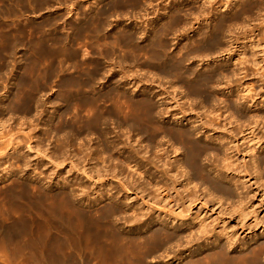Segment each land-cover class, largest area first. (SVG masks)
<instances>
[{
	"label": "rangeland",
	"instance_id": "374dc122",
	"mask_svg": "<svg viewBox=\"0 0 264 264\" xmlns=\"http://www.w3.org/2000/svg\"><path fill=\"white\" fill-rule=\"evenodd\" d=\"M263 8L264 0H208V2L207 0H0V231L4 234L3 238L2 234L0 235V239H4L0 240V264H75L71 259L73 260L72 257L75 258V253L79 252L77 248L80 239L83 242L81 252L86 255L93 253L88 264H105L101 249L106 251L109 243L104 245L103 240H100L99 245L96 246L86 241L88 239L94 241L96 237L104 238L110 222L116 226L117 233L130 234L126 232L128 228L126 229L122 224L124 222L122 218L129 214L122 213L120 218L116 216L119 220L108 221L106 213L108 207L115 203L110 195H107L109 189L115 187L122 193L124 189L121 186L124 183V185L131 183L125 178L123 183L122 181L120 183L119 177L112 178L111 172H107L112 164L107 155L112 157V165L117 167L116 172H119L118 170L123 168L119 167L116 158L121 156L120 160L122 154L127 155L131 145L141 141L142 144L147 145L146 151L151 152L147 135H139L140 133L134 128L137 121L135 117L143 112L145 106L153 104L154 114H157L154 118L158 122H168L175 128L183 126L182 119H179L181 114L177 113L178 107L174 108L173 105L176 106L174 102L179 101L177 104L180 107L187 106L185 98L187 75L185 74L191 62L194 77H208L209 73L206 71L207 74L205 70L210 67L215 66L217 71L218 67L222 64L225 66L228 62L230 67H234L235 64L232 63L236 62L230 64L228 58L231 53L226 52V49L233 47L232 50L244 53L240 56L245 61L242 60L244 65L239 66H245L248 74L252 75L248 84H251L255 92L259 91V87L264 90V80L258 82L257 78L255 80L253 78V75L256 77L264 75ZM172 13H175V16ZM200 14L208 18H203L204 15L200 17ZM173 16L181 19L174 20ZM216 22L221 25L218 27L219 30L223 29L222 34L218 30H210L213 27L216 29ZM216 31L219 34L221 50H217L218 52L214 50L215 54L210 52L212 55L204 51L202 55L207 54V57L203 56L205 58L200 54L203 50L199 53L197 50L196 54L194 53V60L189 63L184 60L183 54L187 53L190 47L198 48L199 37L208 34L210 38H214L217 35ZM208 40L212 39L208 38ZM208 40L206 39L207 42ZM186 46H189L187 51ZM197 53L200 54L198 56L200 60ZM182 57L185 62L181 60ZM179 60L183 63L181 64ZM251 60H255L257 65H252ZM171 65L174 70L177 69V72H172ZM206 67L209 68L205 69ZM199 73L201 75H198ZM215 73L213 71L212 75L215 76L218 71ZM213 84L212 86H215L216 83ZM167 94H170L171 98ZM172 96L177 98H173L174 102ZM262 99L264 100V96ZM169 106L174 108L171 109L172 114H177L174 120L171 117L169 120V115L164 114V109ZM174 110L176 112H173ZM127 123H131V126L126 127ZM131 127L134 129L131 130ZM121 128H130L131 132L129 133L128 130L125 132ZM99 129H104V132H99ZM121 134L124 138L120 137ZM126 137H131L132 140L136 138V141L133 143L130 139V143L126 144L124 140ZM119 140L121 142L124 140L126 143L123 141V144L125 143L123 145ZM115 145L117 150L113 153L111 149ZM121 149H125L126 153ZM177 158L178 156L175 157ZM179 158L181 159V156ZM99 168L107 171L103 172L102 169L99 171ZM123 171L124 175H129L130 181L138 178L134 171L133 173L125 169ZM131 174H134L135 178ZM181 178L180 181L183 180ZM67 187L74 192L72 202L75 204L72 210L79 208L86 210V213L81 210L84 214L90 212L87 215L89 217H86L90 222L88 219L85 220H88V225H91L93 230L94 228L97 230L96 225L100 227L97 232L105 233L104 237L102 234L98 237L97 232L95 234L92 229L89 230L91 227L87 224L89 228L86 230L84 226L87 222L84 223L82 222L84 220L81 221L75 216L78 212L81 213L79 210L74 211L75 217L72 215L74 212L66 216L63 211L61 215L60 210L65 209L61 208L64 207L62 203L61 206L45 203L42 207L45 213L41 216L38 213L39 204H30L31 196H36L37 188L48 193L62 192ZM128 187H126L129 192L127 195L133 200L131 203L135 201L140 203L138 196H134L137 193L131 190L134 185L131 183V187ZM80 188H83L89 197L83 198V194L80 196ZM93 191L98 192V195H93ZM130 204L125 206V209L131 208ZM202 206L197 202L190 209V213L187 212L192 214L191 218L193 216L194 219L196 218L194 222L190 217L188 220V224L192 223L191 226L196 232L204 218ZM224 207L225 204L220 209ZM225 210L226 208L222 211L224 213L221 212L222 218L219 215V219L226 220V224L233 226L235 222L225 214ZM91 213L95 217L102 216L101 218L105 219L102 224L104 223L105 226L101 224V219L96 220L97 217L95 220L98 221L97 223L100 221V225L94 220H92L94 223L91 222V219L95 218ZM146 213L148 214L144 219H148L147 223H149L151 212L145 211L144 214ZM187 213L182 214L184 217L176 215V218L184 221L188 219ZM213 213L211 214L215 217ZM44 214L49 218L46 215L44 218ZM77 220L83 223H80L81 228ZM165 222L161 225L154 222L155 224L148 228L142 227L133 233L140 246L136 247L138 249L136 251H134L135 247L130 246L125 250L129 251L126 254L129 253L127 255L133 261L132 264H182L194 256L199 257L201 252L213 244L210 240L205 247L201 239L195 238L196 236L194 237L196 241L191 235L190 238L186 237L188 228L185 227L175 230V233H179L183 238L186 237L177 244L164 240L161 243L153 239L150 240L155 243L149 242V239L144 241L153 228L157 227L156 225L171 232L181 223L171 226L169 221ZM55 225L59 227L56 229ZM114 226L111 225L115 228ZM84 229L87 235H83ZM130 230L132 232V228ZM262 231L264 232V224L255 230L257 238L245 239L243 250L244 248L251 250L261 244L260 242L264 241V237L259 236ZM89 232L94 235H90ZM78 234L79 238L76 239ZM242 236L245 237L246 233ZM105 239L104 241H107L108 236ZM186 244L193 247L190 250L195 251L194 255L183 247ZM198 244L201 246L200 249H197ZM91 245L98 247L97 249L92 247L97 252L91 251ZM99 246L100 250H98ZM158 248L161 250L159 251ZM176 248L182 249L183 252L177 251ZM164 249H167V254L174 256L175 259L166 258V260L163 255ZM236 251L240 252L239 249ZM86 255L83 256L87 257ZM123 263L126 264L124 261Z\"/></svg>",
	"mask_w": 264,
	"mask_h": 264
},
{
	"label": "bare ground",
	"instance_id": "6f19581e",
	"mask_svg": "<svg viewBox=\"0 0 264 264\" xmlns=\"http://www.w3.org/2000/svg\"><path fill=\"white\" fill-rule=\"evenodd\" d=\"M177 13L178 12H176V15ZM192 13H194V11ZM201 15H204V14H200V17H203ZM178 16L176 18L174 17L175 18L174 20H177L180 17ZM196 17H199V16L196 15ZM206 17L207 16L204 15L203 18H206ZM180 21L181 20H179V22ZM218 26L221 27V25L217 23V27L215 26L216 29H213L214 28L213 27L210 30H218V32L222 34L223 31L221 33V30L223 29L219 30L220 27ZM207 33L209 34L210 32L207 31ZM216 33H213V35H215ZM208 34L207 35L204 34L205 38H203L204 36L202 35L203 40H201L202 38L199 37L200 41H199L198 48L190 47L187 53L184 52L185 54H183V56H185L184 57L185 61H188L189 63V61L194 60V56L197 50H198V53L199 51L203 50V52L200 53L202 57L203 56L207 57L206 56L207 54L202 55V53H205L204 51H206V53L209 52L208 55H210L211 54L210 52L215 54L214 50L216 51L221 50L220 49L221 43L220 41H218L219 34L217 33V35L214 36V38H210L209 37L210 34L209 35ZM207 36L209 39H212V40H208ZM206 39L208 40V42L206 41ZM188 47L187 46L185 47L186 51ZM232 48L226 49V52H228V54L231 53L232 55V56L230 55L228 58V61H230V64L232 62H236V63H232V65L235 64L233 65L234 67H230V65L228 64L229 62L227 64L225 63L226 64V65L224 64L225 66H223V64L221 63L222 64L221 67H218L220 66V64L217 66L219 68L217 70L218 73L217 71H215V68H214L215 66L212 67L214 70H212L211 67L210 68L206 67L205 69L209 68L205 70V72L207 71L209 73L208 77H194L192 62H191V65L187 67V70H188L187 74H185L186 72L184 73L185 76L187 75V78L185 77L186 78L185 80L186 81V84H185L186 85L185 87L186 97L184 96L187 100V103H186L187 106L180 107L177 104L179 101L174 102L173 98H176V97H173L174 95L172 96V102L176 103L175 104L176 106L173 105V107L174 108L178 107L177 113L181 114L180 115L181 117H179V119L180 120L182 119V122L184 123L183 126L175 128L173 124H170L165 121L158 122L157 120H155L154 115L156 113L154 114L155 109L152 106L153 104L151 105L152 107L149 105L145 106V108L143 109V112L140 115L138 114L139 116L137 118L135 117V119H137L136 126L135 127L132 126V127L138 130V131L136 130V132H139L140 133L139 135L141 134H143L142 136H144V134L147 135L148 143L150 144L152 150L151 152L150 151L147 152L146 151L147 145L143 143L145 145L143 146L142 142L138 141L133 146L130 144L131 150L127 151V155L122 154L121 152L123 151L125 152V149L124 150L121 149L123 151L120 150L121 152L120 151L119 152L122 154V159L119 160L121 156L119 158L117 157L118 159L116 158V160H118L119 162L115 161V163L116 162L119 163V167L123 168V170L124 169L128 170L129 173L134 171L136 173V174L134 173L136 175V178L138 177L136 179L137 181L133 179L131 176L130 177L135 181L133 182L132 179H131L132 181H130L129 175L128 176L124 175L123 174L124 171L122 169L121 170L119 169L118 170L119 172H116L117 167L115 168V166L112 165L113 164V160L111 159L112 157L107 155L108 159L110 160L112 164H111V167L109 166L108 171L101 168L103 172L104 171L111 172L110 174H112V178L113 176L115 178L116 177L121 178L122 180L120 179V183L121 181L123 183L124 178L127 182L128 181L131 182L134 185V187H132L131 190L133 189V191L137 193V195H134V194L133 195L135 197L138 196V201H140V203L136 201L135 203L133 202V204L131 203V201L133 200H132V197L127 195L128 189L126 188L128 186L131 187V183H128L129 185L128 184L124 185L125 184L124 183L121 186V188L124 189L122 193L119 192L115 187L109 189L108 193L106 192L107 195H110L112 201L115 202L114 204H111L107 209L106 217L108 218V221H114L117 219V217L120 218V216H122V213L129 214L128 216L125 215L124 218L122 217L121 218L122 220H124L122 224L125 225L126 229L127 228L129 229V230L127 229L126 232L130 234L117 233L116 226L112 224L113 222L112 223L110 222L111 224L109 223L110 225L108 224V227H107L109 228L107 232L108 234L106 233V236H108V240L104 241L107 239V238L105 239L106 236L104 235L105 234L104 231H103L104 234H102L100 232H97L98 229L100 228V227L98 228L97 225H96L97 230H95L94 228L95 231L93 230L91 225H88V222H90V220L86 217H89L87 215H89L90 212L87 214H84L86 213V210L84 211L81 209L82 211H84L83 213L78 208V210L82 214L81 213L78 214L79 213L78 212L77 215H75L76 213L74 211H78V210L77 208H75V210H72L74 208L73 204H75L74 202H72L74 192L73 190H68V187L65 188L66 190L62 192L59 191V192H48V193L37 188L36 194L34 193L36 196L35 197L31 196V201L33 203L30 201V204L31 205L39 204L40 211L38 210L37 211L42 216L43 213H45L44 211H42V207L45 205V203H51V204L60 205V206L62 203L64 207L62 206L61 208L63 209L65 208L67 210L65 209L62 210L60 208L62 210V211L60 210V213L61 212L63 213L64 211L63 214L66 213L67 214L66 216H70V214L74 212L72 215L73 216L75 215L78 218H80L79 220L81 219L84 220V221L81 220L82 222L85 223L89 220L87 223H85V226H84L86 227V230L87 228H89L88 226H90L91 228L89 230L92 229L93 233L95 232V234L97 232L98 237H100L101 234L103 237L104 236L105 237L104 238L100 237V239H98L97 237L96 238L92 237V238H95L94 241H92L91 239L87 240L85 238V240H87L86 242L89 241L88 244H94L96 246L99 245L100 240L101 241L103 240L102 242L104 243V245L109 243V245L107 246L109 248L106 247L107 250L109 249L108 251L107 250L103 251L100 246H99L100 248L98 249V250L101 249V251L104 253L103 254L101 252L104 255V257L103 255L101 256L102 258H104L103 261L105 264L107 263L108 264H119V263L122 264L123 261L126 262V264L129 262H131L132 264L133 261H131V258L128 257L129 253H127L128 255L126 254L128 250L127 251L125 250L129 249L128 246H130V247H135L134 251H136L138 250L136 249V247L138 248L140 246V245L138 246L137 239L134 237L133 233L137 232L142 227L148 228L150 225L155 224L154 222H157L158 224L161 225L165 221H169V223H171V226H173V224L177 225V223H180V222L181 223L180 225H177L179 227L177 226L174 227L173 231L171 232H168L164 230L163 228H159L160 225L159 226L156 225L157 227L153 228V230L149 233V237L147 236V239L145 237L144 241L146 242V240L148 239L149 240L153 239L155 242L157 241L158 243H161L164 240L168 243L171 242V243L177 244L179 240L184 239L187 236L189 237L191 235L193 239L195 238L201 239L205 247L208 246V241L211 240L212 241L211 243H213L211 247H207L208 248L207 250L201 252L199 257L192 256L193 258H191L189 261L183 262L182 264H264V241L260 242L261 244L254 247L251 250H248V248L247 250L246 248H244L245 250H243V246H245V243L243 242L245 241V239H247L248 237L255 238L257 234L255 233V230L258 229V227H260L262 224H264V100L262 99L264 96V90L262 87H259L258 89L259 91L255 92L251 84H248V82L250 83V79L252 75L248 74L245 66H243L244 68L239 66V65H244L242 64L244 61L243 58L242 57H241L242 59L240 58L242 53L235 51L233 49L235 52H233L232 54V51H233ZM224 51L225 49L223 50V52ZM217 52H216V55H217ZM198 53H197V57L200 55ZM243 55L244 53L242 54V56ZM236 57H238V59ZM181 60H183V57L181 58ZM198 60H200L199 57H198ZM251 61H252V65H257L255 60H251ZM174 69L173 67L171 68V70H173L172 72L177 70V69L176 70ZM213 71L214 73L215 72L217 73V74L215 73L216 74L215 76L212 75ZM197 73L195 74L197 75ZM207 74L205 76H207ZM198 75H201V73H199ZM219 76L220 78L218 79ZM253 78L254 80L255 78H257L256 80H258V82H261L262 80H264L263 79L264 75H259V77H256L255 75H253ZM213 83L214 84L216 83L215 86H212ZM224 91L226 93H224ZM170 94L169 95L167 94V95L170 97L171 96ZM197 100L198 102L196 103ZM170 106L167 107L168 109L166 108L167 110L164 109L165 110L164 114L169 115L168 117L169 120H171L170 117L172 118V120H174L177 114L176 115L172 114L171 111L174 108L172 109L170 108ZM173 112H176V111L174 110ZM159 113L160 112H158V114ZM125 115H127V113H125ZM126 117L130 118V116H126ZM129 118L128 120H130ZM125 125L126 127H130L131 123L130 124L127 123ZM125 125H123V127ZM127 125H130V126H127ZM132 127H131V130L134 129ZM129 129H122V130H125L126 132L127 130L129 131ZM92 131H94V129H92ZM99 132L101 133L104 132V129H99ZM130 132L131 131H129V133ZM122 135L123 134H121L120 137H123ZM124 135H127V134H124ZM130 139L131 137H126L124 140L127 143L124 140L123 141L126 144H129ZM123 141L122 142L120 141L121 144H123ZM134 141H136V138L135 140L134 139L132 140L133 143ZM81 145H80V148H81ZM80 148L78 149L80 150ZM115 148H116V145L112 147L111 149L112 152L113 151L115 152V150H117ZM80 151L78 152L80 153ZM123 155H125L126 157H123ZM176 156H178L177 159H175ZM179 156H181V159L179 158ZM25 164H27V162H25ZM101 169L99 168L98 170L100 171ZM150 170H151V173H149ZM124 173L126 174V172ZM96 174H98V172ZM134 174H131V175L134 176L135 178ZM181 177L183 178V180L180 181ZM102 188L104 187L102 186ZM112 190L114 191L111 192ZM94 191L92 192L93 195L95 194L98 195L97 194L98 192L96 193ZM79 193H80V196L81 194H83L82 195L83 198L87 196L86 195L87 192H85V190L83 191V188H80ZM34 194H30V195H34ZM197 202L203 205L202 208L204 209L203 210L204 218L201 220L200 224L198 225L199 230L196 228L198 230L196 232L194 227L191 226L192 223L188 224L189 217L193 222L196 218L195 219L193 218L195 216L191 218L192 214L190 215L187 212L191 211L190 209ZM129 204L131 208L125 209V206H128ZM223 204L226 205V207H224V209L226 208L225 214L228 215L230 218H232L233 222H235L233 226L226 224L225 223L226 220L223 221L221 219L222 220L221 221L219 219V215L221 216V214L224 213L222 212L224 209H220L221 206H223ZM215 207L217 208L213 209ZM68 210L71 213L68 212ZM145 211L146 212L149 211V213L151 212L150 214L151 217L149 216L151 218V221L149 223H147L148 219L147 220L144 219V217H146L148 214V213L144 214ZM97 213L96 214L99 215V212ZM186 213L188 214V219L181 221L176 218V215L181 216L182 214H186ZM211 213H213L214 216L215 215L216 216L213 217ZM47 214H44V218L47 216ZM91 214L90 216H92L95 213H93L92 215ZM93 217H95V215H93ZM96 217L94 219H91V222L94 223V221L96 222V220L101 219V224H102V221L105 220L104 218H103L104 220L101 218L102 216H99L100 218L97 217V219ZM182 217L184 216L182 215ZM85 219H88V220L86 221ZM74 220H76V218H74ZM81 221L79 222L77 220L79 224L82 223ZM165 223L167 224V222ZM86 224L88 226H86ZM102 225L105 226L104 223ZM102 225H101V228L103 230ZM111 225L114 226L115 228L111 227ZM81 226L82 225L80 224V228ZM55 227L57 229V227L59 226L55 225ZM181 227L188 228L187 229L188 234L186 233L187 235L185 234L186 237L184 238L183 236H180L179 233H175V230ZM130 228H132V232ZM86 230L84 229L83 235L87 233ZM91 232H89L90 235L91 234L94 235ZM244 233H246L245 237L242 236ZM1 234L3 238L4 234L1 233L0 231V235ZM88 236L86 237L89 238ZM259 236L264 237V232L262 231L261 235ZM80 237H81V234H80ZM77 238H79V234L76 235V239ZM10 241H13V240H10ZM149 242L153 243L152 240H150ZM190 242L192 243V240ZM13 243H15V241ZM82 243H83L82 239H80L78 241L79 247L77 248L79 252L75 253L76 254L75 258L72 257V255H70L73 258V260L71 259V261L74 262L75 264H88L90 262L91 254L93 255L91 251L94 250L93 248H96V249L98 248V247H94V245H91V249H92L90 251L91 254L88 253L86 255V253L81 252ZM187 245L188 244L184 246L182 245L185 249H187L186 251L190 250L192 247L188 245L189 246V249H188ZM182 246L181 248H183ZM200 247H201L200 244H198L197 249L198 248L200 249ZM237 249H239L240 252H237L236 251ZM191 250H190L191 254L194 255L195 251H191ZM166 251L167 249L165 250V252ZM165 252H163L165 259L166 258L170 260L175 259L174 256L171 257L169 254H167L168 252L166 253ZM181 252H183V250ZM80 253H82L83 255H86L87 257H84L81 254L83 256L82 257ZM135 253H138V252H135ZM164 253L166 254V256ZM141 255L139 257H141ZM178 257H176V260L178 259ZM179 260H181V258Z\"/></svg>",
	"mask_w": 264,
	"mask_h": 264
}]
</instances>
